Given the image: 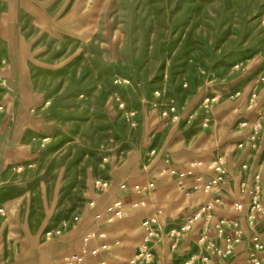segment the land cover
I'll return each instance as SVG.
<instances>
[{
    "label": "rangeland",
    "instance_id": "obj_1",
    "mask_svg": "<svg viewBox=\"0 0 264 264\" xmlns=\"http://www.w3.org/2000/svg\"><path fill=\"white\" fill-rule=\"evenodd\" d=\"M263 67L264 0H0V264H64L88 231L86 264L126 261L143 218L211 199L216 153L233 213L240 166L264 167Z\"/></svg>",
    "mask_w": 264,
    "mask_h": 264
},
{
    "label": "built area",
    "instance_id": "obj_2",
    "mask_svg": "<svg viewBox=\"0 0 264 264\" xmlns=\"http://www.w3.org/2000/svg\"><path fill=\"white\" fill-rule=\"evenodd\" d=\"M264 77V67L262 70ZM255 93L251 94V99L255 98ZM2 106L0 105V112ZM170 112H174V108H170ZM163 116L167 115V111H163ZM240 127H245L246 122L239 124ZM262 128L260 118L256 119L252 124L254 133L250 136L248 143V150H254L258 144V132ZM238 149L244 148V143L238 144ZM199 164V163H198ZM210 175L204 181L202 188L205 192L211 193L213 196L207 202L201 203L198 208L182 216L179 224L172 225L168 229L162 228L157 224L153 218H144L141 221L140 227L142 229V236L137 244L134 254L121 264H151L154 260V247L160 242L163 237L170 239V248L176 249L179 239L193 229L198 221L204 224H211L215 232V239L211 238L206 231H201L197 238V251L190 254L181 264H219L225 259L232 258L235 254V249L244 242L243 231L239 222L235 219L217 218L214 219V208L220 203L219 195L223 189V184L226 177V165L224 156L221 153H216L209 163ZM239 171V188L246 197L245 201H234L232 207L234 211L242 214L245 225L249 231L247 236L246 256L244 264H264V173L261 168L250 172L246 164L240 166ZM170 176H174L178 181V187L183 188L181 181L190 173L178 172L177 170H170ZM248 179L251 180L248 183ZM99 183H97L98 185ZM104 188L105 183L99 185ZM152 187L148 184L145 188L134 185L133 189L139 191ZM129 186L125 183L119 185V191L126 192ZM93 206V203L90 204ZM136 206V205H134ZM122 205L119 198H116L111 203L104 207V214L107 222L121 217ZM0 214L2 209L0 208ZM98 214L96 215V217ZM75 217L74 220H77ZM261 226V230H258ZM55 234H60L56 231ZM50 233L47 235L49 236ZM102 233H95L88 231L81 237V252L69 256L64 264H86L84 261V253L89 251L91 256H98L100 252L106 250V245L90 247V242L94 238L103 240ZM216 240H222L223 246H219ZM90 247V248H89ZM98 264H105L100 261Z\"/></svg>",
    "mask_w": 264,
    "mask_h": 264
},
{
    "label": "crops",
    "instance_id": "obj_3",
    "mask_svg": "<svg viewBox=\"0 0 264 264\" xmlns=\"http://www.w3.org/2000/svg\"><path fill=\"white\" fill-rule=\"evenodd\" d=\"M261 169L263 170V173H264V167H262ZM263 184H264V180H263ZM163 192L164 191H158L157 196L160 197ZM167 194H168V197L166 199H163L162 201L157 199V201L164 204V205L172 202L173 201L172 198L169 197L170 193H167ZM192 197L190 198V201H187L183 204L182 209H179L176 211L174 216L171 214L165 215V217H164V219L160 225L162 228H164V230L168 229L172 225L179 224V221L181 220L183 215H185L189 212L195 211L201 203H204V202H197L196 203L195 198L199 197V195H197L196 193H193ZM245 198L246 197L244 196L243 201L246 200ZM194 200H195V202H194ZM219 210H220L219 206H215V208H214V219L226 218V219L237 220L239 222V225H240L242 231H243V237H244V242L239 247H237L235 249L234 256L232 258L225 259V260L221 261L219 264H244V259L246 256L245 246L247 244V239H248L247 236L249 234V231L247 230V227L245 225L243 215L235 212L234 210H233V213L223 214ZM140 224L141 223H139V226H138L139 231L142 230L140 227ZM258 230H261V226H258ZM201 231H206L211 238L215 239V232H214L213 226L211 224H204L202 221H198L191 231L184 234L179 239L176 249L170 248V242L171 241L169 238H166V237L162 238L160 240V242L154 247V260L151 264H181L182 261L184 259H186L190 254L195 253L198 250L196 242H197L198 235ZM216 242L218 243L219 246H223L222 240H216ZM135 249L133 251V254L135 252Z\"/></svg>",
    "mask_w": 264,
    "mask_h": 264
}]
</instances>
